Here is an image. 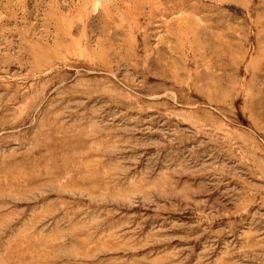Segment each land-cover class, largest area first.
I'll return each mask as SVG.
<instances>
[{
	"label": "rangeland",
	"instance_id": "rangeland-1",
	"mask_svg": "<svg viewBox=\"0 0 264 264\" xmlns=\"http://www.w3.org/2000/svg\"><path fill=\"white\" fill-rule=\"evenodd\" d=\"M0 264H264V0H0Z\"/></svg>",
	"mask_w": 264,
	"mask_h": 264
}]
</instances>
